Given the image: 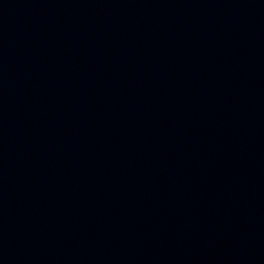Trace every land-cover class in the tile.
Masks as SVG:
<instances>
[{
	"label": "water",
	"instance_id": "obj_1",
	"mask_svg": "<svg viewBox=\"0 0 264 264\" xmlns=\"http://www.w3.org/2000/svg\"><path fill=\"white\" fill-rule=\"evenodd\" d=\"M0 264H264V0H0Z\"/></svg>",
	"mask_w": 264,
	"mask_h": 264
}]
</instances>
